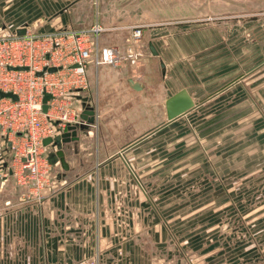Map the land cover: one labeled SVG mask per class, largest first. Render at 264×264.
I'll return each instance as SVG.
<instances>
[{
    "label": "rangeland",
    "instance_id": "rangeland-1",
    "mask_svg": "<svg viewBox=\"0 0 264 264\" xmlns=\"http://www.w3.org/2000/svg\"><path fill=\"white\" fill-rule=\"evenodd\" d=\"M96 7L95 41L111 38L107 29L120 22L142 25L150 41L181 33L171 57L194 78L186 88L194 107L153 131L151 158L137 159L135 180L166 234L148 242L140 263L264 264V0H98ZM163 94L146 96L155 102L150 123L164 117ZM146 120L136 126L145 129Z\"/></svg>",
    "mask_w": 264,
    "mask_h": 264
},
{
    "label": "crops",
    "instance_id": "crops-1",
    "mask_svg": "<svg viewBox=\"0 0 264 264\" xmlns=\"http://www.w3.org/2000/svg\"><path fill=\"white\" fill-rule=\"evenodd\" d=\"M97 1L0 0V31L23 26L39 34L85 30L98 21ZM120 23L107 29L111 38L97 43L122 39L128 23ZM150 30L146 35H152ZM144 39L157 54L144 52L135 66L86 64L87 86L69 102L78 114L92 107L94 120L86 123L79 117L83 125L76 128L77 139L61 144L66 168L50 163L55 189H46L41 202L25 201L18 192L11 206L0 200V264H77L90 258L97 264H142L149 243L165 241L160 218L135 178L142 173L137 159L152 156L146 146L151 133L173 119L167 121L163 110L164 117L150 123L155 102L146 96L164 93V103L167 89L173 94L184 88L194 102L186 89L194 78L183 75L186 64L171 57L180 53L181 33ZM128 79L142 88L132 89ZM139 118L148 120L145 129L136 126ZM11 189L10 184L0 186V198ZM160 207L166 219L168 209Z\"/></svg>",
    "mask_w": 264,
    "mask_h": 264
},
{
    "label": "built area",
    "instance_id": "built-area-1",
    "mask_svg": "<svg viewBox=\"0 0 264 264\" xmlns=\"http://www.w3.org/2000/svg\"><path fill=\"white\" fill-rule=\"evenodd\" d=\"M23 28L21 35L0 31V92L15 97L0 95V186L12 188L0 198L5 207L13 204L12 198L18 199L16 192L25 201L41 202L46 189H55L47 160L51 145L43 140L80 123L69 100L87 86L86 64L135 66L146 45L142 25L127 24L122 39L103 45L92 39L102 30L99 26L47 34ZM50 67L54 70L48 71ZM44 93L49 95L45 111ZM77 264L97 261L90 258Z\"/></svg>",
    "mask_w": 264,
    "mask_h": 264
},
{
    "label": "water",
    "instance_id": "water-1",
    "mask_svg": "<svg viewBox=\"0 0 264 264\" xmlns=\"http://www.w3.org/2000/svg\"><path fill=\"white\" fill-rule=\"evenodd\" d=\"M24 33V28H19L16 30V34L21 35ZM147 48L149 52L152 55H156L157 52L152 46L151 43L147 45ZM54 68L50 67L48 68V71H53ZM128 84L129 86L134 89V90H140L142 88V85L134 81L132 79H128ZM0 95H8L13 98H15L11 93H1ZM49 95L44 93L42 97V110L45 111L46 105L45 101ZM194 106V102L190 95L187 93V91L184 88H181L168 96L164 100V111H165V118L167 121L172 120L179 115H182L186 113L188 110H190ZM79 117L81 120H83L86 123H92L94 120V110L92 107L86 106L83 108L81 113L79 114ZM83 124L78 123V124H69L66 126L65 131L61 132L58 135H55L52 140L45 138L43 140V144L47 145L50 143L51 147H54L55 150H49L47 152V160L49 163L56 162L60 164L62 168H66V164L64 162V157H63V152L61 149V144L67 143L69 141H74L77 139L76 135V128H81ZM51 141V142H50Z\"/></svg>",
    "mask_w": 264,
    "mask_h": 264
}]
</instances>
